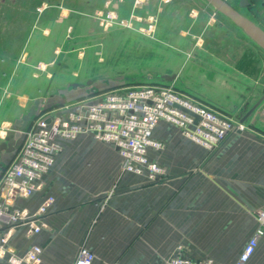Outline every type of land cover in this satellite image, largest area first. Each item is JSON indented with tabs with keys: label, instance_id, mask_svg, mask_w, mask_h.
<instances>
[{
	"label": "crops",
	"instance_id": "crops-1",
	"mask_svg": "<svg viewBox=\"0 0 264 264\" xmlns=\"http://www.w3.org/2000/svg\"><path fill=\"white\" fill-rule=\"evenodd\" d=\"M249 1L251 11L264 14V0ZM54 12L43 9V15L52 16L34 22L26 45L29 61L43 64L45 87H35L39 75L32 71L16 73L18 95L32 102L41 88L45 93L51 87L60 90L70 79L59 62L51 68L53 39L65 40L66 26L63 12L56 11L57 18ZM254 57L219 58L216 71L223 79V93L204 96L217 112L235 114L242 103L249 109L264 94V67L254 63ZM207 73V78H215ZM28 83L34 87H27ZM246 121L258 133L232 134L210 152L172 125L157 124L153 136L162 148L149 150L148 157L163 171L153 178L121 173L117 152L88 135L57 140L60 151L43 174L41 189L16 202L32 213L52 197L42 217L46 228L30 236H25V227L15 228L10 248L23 255L31 246H39V264H73L81 247L93 252L92 264H168L176 256L233 264L257 226L254 212L263 205L264 99ZM245 139L252 145L244 146ZM246 264H264V234Z\"/></svg>",
	"mask_w": 264,
	"mask_h": 264
},
{
	"label": "rangeland",
	"instance_id": "rangeland-1",
	"mask_svg": "<svg viewBox=\"0 0 264 264\" xmlns=\"http://www.w3.org/2000/svg\"><path fill=\"white\" fill-rule=\"evenodd\" d=\"M224 1L264 27V14L257 16L249 8H239L237 0ZM44 8L54 10L56 18L59 10L66 18L65 40L54 37L55 54L49 57L55 61L52 69L59 62L70 75L60 90L51 87L46 93L42 89L48 82L42 76L43 64L31 63L26 47L34 22L52 16L43 15ZM241 55L258 56L254 63L263 69L264 55L255 43L205 0H0V131L10 133L32 104V99L17 93L18 72L39 75L35 87H42V92L37 94L41 99L37 115L113 89L149 85L170 88L180 97L216 111L204 96L223 93L217 62ZM208 71L215 78H207ZM161 75L175 77L167 81ZM27 87L34 85L28 83ZM242 105L235 114L225 115L239 122L248 110ZM246 120L241 123L242 134L258 133ZM244 141V146L252 145L248 139ZM13 157L0 153V177Z\"/></svg>",
	"mask_w": 264,
	"mask_h": 264
},
{
	"label": "built area",
	"instance_id": "built-area-1",
	"mask_svg": "<svg viewBox=\"0 0 264 264\" xmlns=\"http://www.w3.org/2000/svg\"><path fill=\"white\" fill-rule=\"evenodd\" d=\"M161 122L172 125L182 136L209 152L217 149L228 136L242 130L241 122L157 85L113 89L33 118L0 177V261L5 260L7 264H39L41 261L39 246L33 245L23 255H18L8 243L17 227L26 228L25 236L46 228L42 217L53 202L52 197L46 198L32 213L18 207L16 202L41 189L42 176L52 167L55 154L60 151L57 140L88 135L117 152L121 173L146 174L153 178L163 171L148 157L149 150L162 148V143L153 138V131ZM7 134L5 130L0 131V138L4 139ZM254 219L257 226L233 264H246L264 234V193L263 205L254 212ZM94 258L91 250L81 247L73 264H92ZM168 264L213 262L176 256L171 257Z\"/></svg>",
	"mask_w": 264,
	"mask_h": 264
},
{
	"label": "water",
	"instance_id": "water-1",
	"mask_svg": "<svg viewBox=\"0 0 264 264\" xmlns=\"http://www.w3.org/2000/svg\"><path fill=\"white\" fill-rule=\"evenodd\" d=\"M211 5L217 12L225 16L238 28H240L263 52H264V30L253 23L251 20L243 16L234 7L228 4L224 0H205ZM250 5L249 0H239L238 7L246 8ZM162 79L171 81L174 75H161ZM87 84L89 83L86 82ZM73 86L82 87V85L73 84ZM264 99V94L246 111L241 115L239 122L243 123L259 106L261 101ZM41 103V99H34L32 104L29 106L27 112L22 115L21 122L11 128V132L5 136L4 141L0 142V153L4 152L8 155H13L16 148H18L21 140L22 133L27 129L31 120L37 116V109Z\"/></svg>",
	"mask_w": 264,
	"mask_h": 264
},
{
	"label": "flooded vegetation",
	"instance_id": "flooded-vegetation-1",
	"mask_svg": "<svg viewBox=\"0 0 264 264\" xmlns=\"http://www.w3.org/2000/svg\"><path fill=\"white\" fill-rule=\"evenodd\" d=\"M238 2H239V0H237ZM250 2V1H249ZM251 4V3H250ZM250 6V5H249ZM249 6H247L246 8H249ZM4 154H6V153H4Z\"/></svg>",
	"mask_w": 264,
	"mask_h": 264
}]
</instances>
